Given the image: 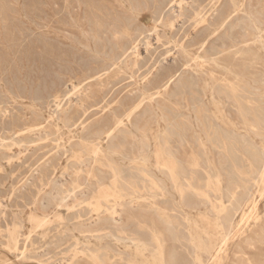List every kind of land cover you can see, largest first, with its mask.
Returning a JSON list of instances; mask_svg holds the SVG:
<instances>
[{
    "label": "bare ground",
    "instance_id": "1",
    "mask_svg": "<svg viewBox=\"0 0 264 264\" xmlns=\"http://www.w3.org/2000/svg\"><path fill=\"white\" fill-rule=\"evenodd\" d=\"M36 1H38V0H36ZM150 1H154V0H150ZM189 1H191V0H189ZM68 2H69V0H63L64 7L68 6ZM129 2H130V0H129ZM18 3H19V0H0V8L5 7V8H7V10L9 12L12 13L17 9ZM83 3H84V1H83ZM256 3H258V2H256ZM114 4L118 6V4H116V3H114ZM136 4H138V3L136 2ZM245 4H246V0H229L228 4L223 8V7H221L220 0H204L203 2H200V3L197 0L191 1V2H188V0H174V1L170 2V5H169L170 6L169 7L170 17L168 15L167 16L166 15L161 16L158 13L160 16H157V17L154 16V17H156L154 19V27L150 26V28H152V30H153V32H151V34L154 33V38H155L156 42L160 43L162 40H164L162 38H165V35H166L165 31H164L165 28H168V29H170V31L171 30L173 31V29L177 23V22H175L176 21L175 19L182 18V16L186 12L184 10L186 7L191 10V14H190L191 16L188 19L190 22V26L189 25L188 26L190 28L192 27V32L194 34L199 35L201 33L200 35H202V37L197 42H193V40L189 41V40H187V37H184L182 39L176 40L173 43V46L171 45L172 47L170 45H168L171 48L168 50H164L166 52L165 54L167 55V57L165 56L166 58L164 59V61H166L167 58L168 59L170 58L169 60H172L173 62H175V69H166V72L162 76L159 77V75H161V73H163V72H161L158 75V72H159L158 70H160L163 66H162V64H160L161 62L160 63L158 62L157 66H155V64H154L152 66H149L142 73L137 74L140 77V81H139L138 86L135 89L131 90V92H130V93L134 92V98L132 99V101L130 102L129 105L122 106V104H120V102H115L112 105L106 103L104 106L102 105V106L98 107L99 110H101L103 113L109 112L110 119L107 121L105 120V122H100L98 120V118L97 119L94 118V120L91 119L92 117H95L97 115V113H93L92 116H88V114H87L86 108H87V104H89V102L92 101L91 105H94V106L97 105L96 101H95V95H93L92 91H91L93 89L91 88L90 83L95 81L96 82L95 84L99 85L101 83V81L104 80L103 78H105V76H108L109 74L111 76H113L112 74H115V75L119 74L122 71V67L125 68V71H126V69L128 71H131V72L134 69L139 71L140 66L143 65L141 62L146 57L145 56L144 58H142L141 49H140V47H141L140 46V39L135 40V41L133 40L131 42L129 41L130 44L127 43L128 47H126L124 49L122 47L121 51H119V54L117 53L118 55H114L113 57L109 56V58L112 57L111 62L106 69L103 68V70L104 69L105 70L101 73H99V71H97L96 74H94L93 76L86 77L81 82H77V84H75L71 78H67L68 80L61 78V79H63L62 81L60 80L57 83L53 82V87L49 90L48 89L46 90L47 93L45 92V94H46L45 98H43V99H37V98L30 99L31 101H30V106L28 109L29 115H30L29 118H27L26 115L24 117L17 116L14 118V116H13L14 110H13L11 105L16 104V100L17 99L20 100L21 96L18 94H14L16 92L12 93L6 87L3 88V86L0 82V132L8 135V140L12 144V145H10L8 143L10 146H13V144L14 145L23 144L27 140H32L31 138L33 136L37 137L38 140H41L42 137H43V139L47 138L51 135V131H53V133H52L53 136L56 134V137H57V133L60 131V128H61L60 125L62 127H64V129L66 128L69 133H72L74 131L75 132L79 131L80 135H82V136L91 135V138H93V139L89 138V140H88L87 138L85 139L84 137L81 136V137H79L78 141H76V142L73 140L74 137H72V140L67 139L66 141L59 144V146H58L59 149L55 155L51 156L49 159H47L42 164H39L37 166V168L34 167L35 172H36V179H33V180L39 186H44V189H45V186H47L49 188V191L47 192V194L45 193L46 194L45 200L47 201L46 203L47 204L51 203L52 205L55 204L56 207H59V209H60V207H61V209H63V208L66 209L68 211L69 217L71 218L68 221L67 220L64 221L63 217L60 216L59 214H57V216H55L56 220L58 221L57 223H59V222L61 223L60 224L61 229L59 228L60 231L54 232V233H56V235H55L56 240L52 244L55 245V248L56 247L59 248L63 244H65L67 238L70 237L71 239L70 238L69 239L74 240V245L76 247V245H78L77 242L79 239L76 240V238L74 236V232H77L82 237V240L85 241V244H86L84 248H81L83 250L81 252H78V253H80L79 255L81 257L77 258V257H75L76 255L74 254V257L65 260V262H66L65 264H80L79 261H76V260H83L84 264H139L137 257H143L145 253H148L149 256H148V258L142 259V261H141L142 264H222V262L226 258V250L224 248L235 237H239V239H240V241H239L240 243L238 244V246L243 244L244 248H247V249H253L255 247V245H257L259 247L264 246V221H263V216L260 215L259 207H258V203L262 199H264V156L261 157L258 155L259 153L256 154L254 147L251 144L252 138L264 137V134H263L264 133V107L261 106V104H264V92H262V93L257 92L258 90H257V88H255L253 86V84H258V81L254 77H252V75H250V73H249L250 70H252L254 68V66L256 65V62L258 60L257 58L259 56V50L257 52H255L256 45H259L260 50L264 51V23L262 24L263 28L256 27L255 25H253V27L251 28V30H252L251 32H247L246 34L242 33V34H244V36H243L242 40L238 43L231 42L230 45H226L224 41H221V43H219V44L215 43L216 41H219V39L221 37L219 35L221 33L225 36V38H227V40H229L228 36L224 33L226 32V30L228 28H230L232 21L236 20L239 11H241V8L244 7ZM262 4L264 5V3H262ZM156 5H158V4H156ZM246 5H248V4H246ZM161 6L162 5H160V7ZM165 6H167V5H165ZM84 7H85V5H84ZM107 7H110V6L108 5ZM258 7H259V5H258ZM37 8H39V7H37ZM128 8H130V7H128ZM156 8H158V7H156ZM259 10H261V9H259ZM44 11H45V9H44ZM78 11H79V9H78ZM92 12H93V10H92ZM94 12H95V10H94ZM123 12H125V11H123ZM128 12H130V11H128ZM33 13H35V12H33ZM150 13H152V12H150ZM95 14H96V12H95ZM97 14H100V13H97ZM165 14H167V13H165ZM38 15H39V13H38ZM119 15H121V13ZM68 16H69V14H68ZM83 16H84V14H83ZM91 16L92 15L90 14V17ZM122 16H124V15H122ZM130 16H131V14H130ZM136 17H138V16H136ZM100 18H102V17H100ZM260 18H261V16H260ZM59 19H60V17H59ZM113 19H116V18H113ZM183 19H184V17L180 20H183ZM11 20H12V18H11ZM127 20H129V19H127ZM132 20H134V19H132ZM71 21H72V19H71ZM106 21H107V19H106ZM120 22H121V20H120ZM129 22H131V21H129ZM55 23H57V21ZM82 23H83V21H82ZM256 23L257 22L255 21V24ZM108 24H109V22H108ZM127 24L129 25V23H127ZM12 25H14V24H12ZM133 25H135V24H133ZM57 26H59V25H57ZM114 26H116V25H114ZM97 27H98V25H97ZM61 28H63V27H61ZM186 28H188V27H186ZM20 29L21 28L19 27V30ZM109 29H111V28L109 27ZM132 29H134V27H132ZM15 30L17 31V29H15ZM141 30H143V29H141ZM184 30H186V29H184ZM186 32H187V30H186ZM188 32H189V30H188ZM135 33H137V32H135ZM175 33L172 32L173 36L175 35ZM25 34H27V33H25ZM90 34H92V33H90ZM121 35H122V33H121ZM176 35H177V33H176ZM94 37H96V36H94ZM128 37H130V36H128ZM147 37H149V36H147ZM35 38H36V36H35ZM133 38L136 39L137 35H136V38H135V35ZM152 38H153V35H152ZM171 38H172V36H171ZM32 39H34V38H32ZM36 39H38V38H36ZM36 39H34V41ZM96 39H98V38H96ZM105 39H107V38H105ZM119 39H121V38H119ZM28 40L30 42V39H28ZM42 41H43V39H42ZM112 41H115V39ZM126 41H127V39H126ZM98 42L99 41H97L96 43H98ZM105 42H106V40H105ZM210 42H212V45H210V47H208ZM53 43H55V42H53ZM149 43L150 42L147 41V42H145V45L142 46V47H144L142 51L144 52L145 55H147L148 52L151 51V50H149V47L151 46ZM24 45H25V42H24ZM27 46H28V44H27ZM62 46H63V44H62ZM157 46H159V45H157ZM1 47H4V46H1ZM94 47L95 46H93V48ZM109 47H111V46H109ZM152 47H153V45H152ZM154 47H155V44H154ZM43 48H44V46H43ZM64 48H65V46H64ZM67 48H68V46H67ZM156 48H158V47H156ZM159 48H161V47H159ZM69 49H68L69 52H71V48H69ZM117 49H119V48H117ZM109 50H111V49H109ZM30 51H31V49H30ZM37 51L38 50H36L35 56L38 53ZM58 51L60 53V50H58ZM90 51H91V49H90ZM4 53H5V51H4ZM4 53H2V54H4ZM159 53H160V51H159ZM150 54H151V52H150ZM226 54L229 55L228 57L230 60L228 63L221 65L220 59L223 55H226ZM26 55L27 54H25V56ZM30 56L31 55H29V57ZM16 57H17V55H16ZM90 57H92V55H90ZM65 58H66V56H65ZM160 58H161V56H160ZM54 59H57V58H54ZM15 60H16V58H15ZM61 60L62 59H60V61ZM155 60H156V57H155ZM77 61H78V59H77ZM83 61H85V60H83ZM159 61H161V60H159ZM79 62H78V64H79ZM154 62H156V61H154ZM21 63H22V61H21ZM56 63H57V61H56ZM152 63H153V61H152ZM5 64H7L6 66H8L9 63H5ZM27 64L28 63H26V65ZM49 64L51 65V63H49ZM2 65H4V64H2ZM21 66H23V65H21ZM64 66H65V64H64ZM144 66H145V64H144ZM47 67L49 68V66H47ZM59 67H56V69ZM100 67L102 68L103 66H100ZM170 68H172V67H170ZM3 69H5V67ZM11 72L13 73V71H11ZM50 72H52V70H50ZM197 72H199V75L197 74ZM135 73H136V71H135ZM31 74H32V72H31ZM43 74H45V72ZM46 74H48V73L46 72ZM67 74H68V72H67ZM0 75H1V73H0ZM7 75L9 77V74H7ZM18 75H20V73ZM23 76H25V75H23ZM70 76H72V74ZM67 77H69V76H67ZM129 77H131V76H129ZM49 78H47V79H49ZM58 79H60V77ZM125 79H127V78H125ZM41 80H42V78H41ZM118 80H120V79H118ZM45 81L46 80H44V82ZM120 81H118V82H120ZM16 82L18 83L19 81H16ZM44 82L42 81V83H44ZM115 82H117V81L115 80ZM19 83H21V82H19ZM19 83L17 85H19ZM105 83H106V81H105ZM108 83H106V84H108ZM209 83H211V88H212L211 91L212 92H210V93L213 94V97L214 96H216L217 98H219L220 96L224 97L226 99V101L228 100L229 103L231 104V109L233 108L235 110V113L237 116V122L235 124H231V123L229 124V122L226 123L229 120H227L225 122L215 114L214 115L211 114L212 116H208L209 114L207 115V113H206L207 112L206 110H208V109L206 108V110H205L204 109L205 106H204V108H202V106L204 104L202 105V101H201L200 97L198 96V94L199 93L202 94V93L206 92L205 87L208 86ZM261 83L264 84V81H261ZM47 84H48V82H47ZM101 84H103V83H101ZM113 84H114V82H113ZM135 84H137V83H135ZM200 85L202 86L200 92L199 93L195 92L196 89H199ZM43 87H45V86H43ZM123 87H125V86H123ZM172 87H173V91H171ZM23 88H25L24 85H23ZM120 89H122V88H120ZM44 90H45V88H44ZM109 91H111V90H109ZM22 92H24V90ZM116 92H118V89ZM25 93H26V91H25ZM39 95H38V97H39ZM186 95H188L190 97L191 101H194V99L197 98L196 101H197V104H199L197 107L193 106L194 108L192 107L193 109L190 113L186 112L184 114L181 112H176L175 111L176 109L174 110L173 108H171L172 106L170 108L168 107L169 105H171V103L169 102L170 101L169 99H171V98H173V99L174 98H184ZM23 96H24V94H23ZM33 96H35V95H33ZM127 97H128V95H127ZM129 97H131V96H129ZM212 98H210V99H212ZM129 100H131V99L129 98ZM38 101L40 104H42V106H44V108L48 112V115L46 114L47 118H43L40 110L37 109V102ZM183 102H185V101H183ZM189 102H190V100H189ZM219 102H220V100H219ZM90 112H91V110H90ZM157 112H160L162 115L161 121L164 124V129L162 128L163 130L159 131L155 136V146H154V152H153V156L155 158V160H154L155 162H154L153 166L155 168V171L153 172L149 168L150 164H148L149 160L147 157V154H148L149 148H150L147 133L149 131H151V128L148 127L147 123H145L146 122L145 120H146L147 116L150 117V120H154V118L157 116ZM220 115H221V113H220ZM98 117H99V115H98ZM228 117H229V115H228ZM6 119L10 120L9 124L5 123ZM32 120H39V122H37L36 124L34 123L35 125H27L29 123V121H32ZM237 126H238V129L235 128ZM239 129H242L243 133H241V130L239 131ZM74 135H75V133H74ZM261 141H262V139H261ZM4 142H6V141H4ZM4 142L2 139H0V157L3 156L2 158L5 157L6 159H9L4 155L5 152L8 151V150H5L8 146V144H6ZM33 142H35V141L32 140V143ZM44 142L47 143L46 141H44ZM172 142L177 143L179 146H181L183 143L193 142L194 144L197 145L196 146L197 149L194 151L195 152L194 155H192V156L190 155L191 158L189 161L182 162L176 157V148L171 146ZM26 144H27V142H26ZM50 144H52V143H50ZM41 145H43V144H41ZM23 147H25V146H23ZM35 147H36V145H35ZM8 149H9V147H8ZM20 149H21V147H20ZM241 149L244 150V157L247 161L246 163L249 162L248 163L249 164L248 169L246 172L242 171L243 170V163H242L243 161H242V158L240 156V150ZM16 151H18V150H16ZM22 151H23V149H22ZM29 152H31V151H29ZM45 152H47V151H45ZM211 152L215 153L216 156L220 157L219 160L217 161L218 166L221 167V170L225 169L226 173L228 175V183H227V186L225 187L223 192H221V190H220L221 189L220 188V186H221L220 172L221 171H214L213 175L210 174L213 170V164L209 160L208 154H210ZM262 152H263V150H262ZM20 154H21V151H20ZM22 154H24V153H22ZM31 154H32V152H31ZM35 159H38V158H35ZM54 159H57L56 163L54 162ZM19 160H17V161H19ZM62 160L66 161V165L61 168L62 163H60V162H62ZM2 163H3V161H2ZM19 163H17V166L19 165ZM8 165H9V163H8ZM14 166H16V165H14ZM59 168L61 171L60 172V178L58 177L59 180H53V179H51L52 177L51 178L47 177V171H50L49 175H52L56 171H58ZM26 169H24V170L26 171ZM8 170L10 171V169H8ZM30 172H32V171H30ZM200 174L205 176V183L204 184H205L206 189H204V190L199 187V184L201 183ZM5 177H7V175H5ZM24 180H23V182H24ZM20 181H21V179H20ZM34 181L32 182L33 186H34ZM14 182H15V180H14ZM23 182H21V183H23ZM25 185H27V184H25ZM16 189H17V187H16ZM41 189L39 188V190H41ZM8 190H10V189H8ZM21 190H22V188H21ZM31 190H33V189H31ZM4 191H5V189H4ZM23 193L27 194L25 192H23ZM13 194H14V192H13ZM37 194H38V192H37ZM5 195H6V193H5ZM18 195H20V194H18ZM25 199H27V198L25 197ZM30 199H32V197H30ZM2 202H3V200H2ZM4 202H5V199H4ZM40 203H41V201H40ZM27 204H28V202H27ZM82 204L85 205L84 209L83 208L81 209V207H80V206H82ZM41 206L44 209V205L42 203H41ZM198 206H208L209 207L208 212L206 214H199L198 218L201 222L206 224L207 228H210L215 233V236H216L215 239H212L211 236H209L206 232H204V235H205L204 238L194 237L191 234L190 230H188V229H187L188 230L187 236L186 235L183 236V235L179 234V231L177 230L178 229L177 227L179 226L177 223L178 222L177 218L181 217L182 220L185 222L186 226H188V227L189 226L190 227L191 226L196 227V224L194 222L192 223L185 214L183 216H182V214L184 213V209L193 210ZM46 207L47 206H45V209H48V207L47 208ZM28 209H30V208H28ZM263 209H264V207H263ZM33 210H35V208H33ZM22 212H24V211H22ZM142 213L143 214H149L151 216L148 220V225H146L145 221L144 222L141 221L142 219L140 220ZM209 214H211L212 217H210ZM46 215H47V213H46ZM156 215H158L157 218L163 226L162 232L158 231L156 229L155 220H154ZM12 218L14 219L15 217H12ZM28 219H29L28 221L31 222V224L33 223L38 227H42L46 223V219L45 220L43 218L39 219L38 217H36L35 215H33L31 213L29 214ZM70 220L75 221V223L71 222V223H69L70 224L69 225L68 222H70ZM21 223H23V222H21ZM250 223H252L255 226L256 230L253 233L251 232L252 235L246 236L244 229L246 227H249ZM54 224H55V221H54ZM1 225H2V223H1ZM47 225H48V222H47ZM8 228H7V230H8ZM144 228L147 231L146 235L142 234V231ZM35 229H36V227H34V230ZM42 229H43V227H42ZM47 229H49L48 226H47ZM50 229H51V227H50ZM195 229L197 230V228H195ZM50 231H52V230H50ZM36 232H37V230H36ZM18 233H19V227H17V226H13L10 230H8V233H7L8 238H9V242L12 243L14 245V247H16V245L18 243V241H17ZM45 236L46 235H44V237ZM27 237H29V236H27ZM39 238H38V240H39ZM105 238L110 239V241H112V240L115 241L116 244L117 243L120 245L123 244L126 251H122V252L119 250L115 251V250H112L110 247H107V246L101 247L98 249L97 248L91 249L89 247L90 245L91 246L93 245L92 241H96V242L99 241L100 242V241L104 240ZM168 240L172 242L171 244H173V245L175 244V246H173L171 248H167L166 244H167ZM105 241H107V240H105ZM5 242L8 243L7 241H5ZM25 242H27V241H25ZM79 243H80V241H79ZM99 244H98V246H99ZM111 244H113V243H111ZM25 245H26V243H25ZM79 246H81V245H79ZM131 246H133V248H134L133 249L134 255H131V253H129V251H128ZM82 247H83V245H82ZM178 247L181 249H184L188 253L187 255H189L188 256L189 259H186L180 255V253L177 251ZM0 248H3V247H0ZM20 248H21V246H20ZM112 248H113V246H112ZM5 249H6V246H5ZM188 249H191L192 253L188 252ZM241 249L239 250L240 256H241V259L243 261H245L246 264H264V256H261L258 254L259 256H257V258H255V257L250 258L243 251V248H241ZM16 250H17V247H16ZM24 250H26V249H24ZM67 251H69V250H67ZM179 251L181 252V250H179ZM16 253H15V255H16ZM27 253H26V255H27ZM37 253H40V252H37ZM43 254H39V255H43ZM22 255L25 256L24 254H22ZM31 255L32 254L30 253L29 256L31 257ZM29 256H27V257H29ZM57 259H56V261H57ZM50 261H51V259H50ZM26 262H28V261H26ZM44 262H45V260H44ZM8 264H11V262ZM38 264H40V263H38Z\"/></svg>",
    "mask_w": 264,
    "mask_h": 264
},
{
    "label": "rangeland",
    "instance_id": "2",
    "mask_svg": "<svg viewBox=\"0 0 264 264\" xmlns=\"http://www.w3.org/2000/svg\"><path fill=\"white\" fill-rule=\"evenodd\" d=\"M28 1V2H27ZM30 1V2H29ZM84 1V3H83ZM91 1V2H90ZM69 0L68 2V6L64 7V3L63 0H19L17 9L14 12H9L7 10V8L5 7H1L0 8V82L3 86V88H7L8 90H10L12 93L14 94H18L21 96L20 100L17 99L16 100V104H10L13 108V116L14 118L17 116L20 117H24L25 115L27 116V118L30 117L29 115V106H30V99L32 98H37V99H43L46 97L45 92L47 93V89H51L53 87V82H59L60 80L62 81L63 79H67V78H71L75 84H77V82H81L82 80H84L86 77H90L93 76L94 74H96L97 71H99V73L103 72L110 64L111 59L114 55H118L119 51H121L122 47L123 49L128 47V44H130L131 41H135V40H139L140 39V49H141V55L142 58H144V60L141 62L142 66H140V70L137 71L136 69H134L132 72L128 71L125 68L122 67V73L120 72L119 74H112L113 76H111L110 74L108 76H105V78H103L104 80L101 81V83L103 84H95L96 82H91V88L93 90L92 94L95 95V101H96V106L91 105V102H89V104H87V114L88 116H92L93 113H97V115L95 117H92L91 119L94 120L98 118V120L100 122H105V120H109L110 119V115L109 112H105L103 113L101 110H99V106H104L106 103L112 105L115 102H120V104H122V106H127L130 104V102L132 101V99L134 98V92L130 93L131 90L135 89L140 81V77L137 74L142 73L143 71H145V69H147L149 66H152L155 64V66L158 65V62L160 64H162V70H158V75L161 73L160 76H162L165 72L166 69H175V62H173L172 60H169L168 58L166 59V61H164V59L167 57V55L165 54L166 52L164 50H168L173 46V43L178 40V39H182L184 37H187V40H193V42H197L202 35H196L192 32V27L190 28V22H189V17L191 16V10L189 8H185L184 10L187 12L184 13V15L182 16V18L184 17L183 20H180L182 18H177L175 19L177 22L176 26L174 27L173 31L168 28H165V38H162L164 40H162L160 43L156 42L155 38H154V33L151 34V32H153L151 27H154V19L157 16H169V5L170 2L174 1V0H154V1H150V0ZM97 1V2H96ZM128 1V2H127ZM135 1V2H134ZM142 1V2H141ZM159 3H158V2ZM166 1V2H165ZM191 1H195V0H191ZM188 0V2H191ZM199 3L203 2L204 0H197ZM78 2V3H77ZM100 2V3H99ZM121 2V3H120ZM136 2L138 4H136ZM152 2V3H151ZM164 2V3H163ZM229 0H220L221 3V7H225L228 4ZM258 2V3H256ZM260 2V3H259ZM30 3V4H29ZM33 3V4H32ZM106 3V4H105ZM114 3L118 4L115 5ZM144 3V4H143ZM146 3V4H145ZM264 3V0H246V4L248 5H244V7L241 8V11H239L236 20H233L231 23L230 28H228L226 30V32L224 34H226L229 38V40H227V38H225V36L221 33L219 36L220 39L219 41H216V44L221 43V41H224L226 45H230L231 42L234 43H238L242 40L244 34H246L247 32H251V28L253 27V25H255L256 27H260L263 28L262 24L264 23V5L262 4ZM87 4V5H86ZM121 4V5H120ZM152 6H151V5ZM154 4V5H153ZM158 4V5H156ZM162 5L160 7V5ZM167 6H165V5ZM262 4V5H261ZM70 5V6H69ZM85 5V7H84ZM105 5V6H104ZM110 7H107V6ZM127 5V6H126ZM137 5V6H136ZM139 5V6H138ZM145 5V6H144ZM147 5V6H146ZM259 5V7H258ZM39 8H37V7ZM43 6V7H42ZM103 6V7H102ZM122 6V7H121ZM143 6V7H142ZM151 6V7H150ZM158 8H156V7ZM164 6V7H163ZM7 7V6H6ZM36 7V8H35ZM89 7V8H88ZM112 7V8H111ZM124 7V8H123ZM130 7V8H128ZM140 7V8H139ZM145 7V8H144ZM25 8V9H24ZM65 8V9H64ZM79 11H78V9ZM91 8V9H90ZM93 8V9H92ZM103 8V9H102ZM151 8V9H150ZM167 8V9H166ZM33 9V10H32ZM45 9V11H44ZM59 9V10H58ZM62 9V10H61ZM68 9V10H67ZM89 9V10H88ZM117 9V10H116ZM129 9V10H128ZM138 9V10H137ZM160 9V10H159ZM255 9V10H254ZM261 9V10H259ZM93 10V12H92ZM96 14H95V12ZM103 10V11H102ZM113 10V11H112ZM116 10V11H115ZM120 12H119V11ZM125 12H123V11ZM137 10V11H136ZM157 10V11H156ZM163 10V11H162ZM7 11V12H6ZM25 11V12H24ZM68 11V12H67ZM106 11V12H105ZM118 11V12H117ZM130 11V12H128ZM154 11V12H153ZM156 11V12H155ZM3 12V13H2ZM35 12V13H33ZM67 12V13H66ZM84 12V13H83ZM103 12V13H102ZM113 12V13H112ZM152 12V13H150ZM255 12V13H254ZM7 13V14H6ZM11 13V14H10ZM39 13V15H38ZM58 13V14H57ZM100 13V14H97ZM107 13V14H106ZM121 13V15H119ZM124 13V14H123ZM157 13V14H156ZM160 15H159V14ZM167 13V14H165ZM36 14V15H35ZM46 14V15H45ZM61 14V15H60ZM69 14V16H68ZM74 14V15H73ZM84 14V16H83ZM90 14L93 16L90 17ZM131 14V16H130ZM152 14V15H151ZM13 15V16H12ZM45 15V16H44ZM67 15V16H66ZM97 15V16H96ZM106 15V16H105ZM124 15V16H122ZM127 15V16H126ZM243 15V16H242ZM3 16V17H2ZM12 16V17H11ZM30 16V17H29ZM40 16V17H39ZM138 16V17H136ZM156 16V17H154ZM188 16V17H187ZM251 16V17H250ZM261 16V18H260ZM60 17V19H59ZM67 17V18H66ZM69 17V18H68ZM102 17V18H100ZM119 17V18H118ZM133 17V18H132ZM187 17V18H186ZM258 17V18H257ZM263 17V18H262ZM12 18V20H11ZM51 18V19H50ZM93 18V19H92ZM104 18V19H103ZM116 18V19H113ZM137 18V19H136ZM249 18V19H248ZM18 19V20H17ZM72 19V21H71ZM107 19V21H106ZM129 19V20H127ZM134 19V20H132ZM179 19V20H178ZM11 20V21H10ZM36 20V21H35ZM53 20V21H52ZM67 20V21H66ZM116 20V21H115ZM121 20V22H120ZM125 20V21H124ZM251 20V21H250ZM3 21V22H2ZM16 21V22H15ZM19 21V22H18ZM35 21V22H34ZM39 21V22H38ZM57 21V23H55ZM66 23H65V22ZM83 21V23H82ZM131 21V22H129ZM182 21V22H181ZM186 21V22H185ZM240 21V22H239ZM255 21L257 22L255 24ZM262 21V22H261ZM3 24H2V23ZM7 22V23H6ZM10 22V23H9ZM21 22V23H20ZM26 22V23H25ZM38 22V23H37ZM109 22V24H108ZM121 24H120V23ZM133 22V23H132ZM186 24H185V23ZM254 22V23H253ZM14 25H12V24ZM23 23V24H22ZM107 23V24H106ZM129 23V25L127 24ZM243 23V24H242ZM253 23V24H252ZM259 23V24H258ZM105 24V25H104ZM132 24V25H131ZM135 24V25H133ZM141 24V25H140ZM152 24V25H151ZM182 24V25H181ZM241 24V25H240ZM7 25V26H6ZM20 25V26H19ZM22 25V26H21ZM59 25V26H57ZM100 28H98L97 27ZM104 25V26H103ZM116 25V26H114ZM187 25V26H186ZM189 25V26H188ZM12 26V27H11ZM21 28L19 30V27ZM29 26V27H28ZM75 26V27H74ZM131 26V27H130ZM148 26V27H147ZM180 26V27H179ZM185 26V27H184ZM17 27V28H16ZM63 27V28H61ZM109 27L111 29H109ZM119 27V28H118ZM132 27H134V29H132ZM140 27V28H139ZM188 27V28H186ZM246 27V28H245ZM4 28V29H3ZM24 28V29H23ZM29 28V29H28ZM71 28V29H70ZM102 28V29H101ZM105 28V29H104ZM115 28V29H114ZM126 28V29H125ZM131 28V29H130ZM237 28V29H236ZM242 28V29H241ZM17 29V31L15 30ZM80 29V30H79ZM121 29V30H120ZM139 29V30H138ZM143 29V30H141ZM152 31H151V30ZM160 29V28H159ZM178 29V30H177ZM180 29V30H179ZM186 29V30H184ZM5 30V31H4ZM13 30V31H12ZM94 30V31H93ZM112 30V31H111ZM118 30V31H117ZM169 30V31H168ZM176 30V31H175ZM189 30V32H188ZM244 30V31H243ZM122 31V32H121ZM140 31V32H139ZM146 31V32H145ZM191 31V32H190ZM4 32V33H3ZM7 32V33H6ZM16 32V33H15ZM27 34H25V33ZM85 32V33H84ZM109 32V33H108ZM115 32V33H114ZM137 32V33H135ZM144 32V33H143ZM173 33H175V35L173 36ZM182 32V33H181ZM241 32V33H240ZM18 33V34H17ZM31 33V34H30ZM83 33V34H82ZM92 33V34H90ZM108 35H107V34ZM122 33V35H121ZM244 33V34H242ZM127 34V35H126ZM136 38L134 39V35ZM139 34V35H138ZM145 34V35H144ZM170 34V35H169ZM181 34V35H180ZM183 34V35H182ZM16 35V36H15ZM19 35V36H18ZM21 35V36H20ZM30 35V36H29ZM122 37H121V36ZM153 35V38H152ZM179 35V36H178ZM192 35V36H191ZM7 36V37H6ZM11 36V37H10ZM26 36V37H25ZM34 36V37H33ZM38 38L36 39L35 38ZM42 36V37H41ZM49 36V37H48ZM57 36V37H56ZM63 36V37H62ZM96 36V37H94ZM112 36V37H111ZM120 36V37H119ZM130 36V37H128ZM139 36V37H138ZM149 36V37H147ZM170 36V37H169ZM172 36V38H171ZM197 36V37H196ZM200 36V37H199ZM22 37V38H21ZM47 37V38H46ZM82 37V38H81ZM92 37V38H91ZM116 37V38H115ZM121 39H119V38ZM178 37V38H177ZM36 39L34 41V39ZM84 38V39H83ZM98 38V39H96ZM107 38V39H105ZM115 41H112L114 40ZM146 38V39H145ZM169 38V39H168ZM190 38V39H189ZM5 39V40H4ZM7 39V40H6ZM30 39V42L29 40ZM32 39V40H31ZM41 39V40H40ZM43 39V41H42ZM49 39V40H48ZM57 39V40H56ZM124 39V40H123ZM127 39V41H126ZM129 39V40H128ZM154 39V40H153ZM11 40V41H10ZM23 40V41H22ZM26 40V41H25ZM106 40V42H105ZM122 40V41H121ZM171 40V41H170ZM9 43H8V42ZM51 41V42H50ZM93 41V42H92ZM97 41H99L98 43H96ZM101 41V42H100ZM130 41V42H129ZM150 42L149 44L151 45L149 47V51L147 55L144 54V52L142 51L144 47H142L143 45H145V42ZM170 41V42H169ZM18 42V43H17ZM20 42V43H19ZM25 42V45H24ZM34 44H33V43ZM41 42V43H40ZM55 42V43H53ZM59 42V43H58ZM61 42V43H60ZM92 42V43H91ZM126 42V43H125ZM152 42V43H151ZM169 42V43H168ZM14 43V44H13ZM39 43V44H38ZM51 43V44H50ZM70 43V44H69ZM80 43V44H79ZM128 43V44H127ZM28 44V46H27ZM60 46H59V45ZM63 44V46H62ZM69 44V45H68ZM103 44V45H102ZM117 44V45H116ZM155 44V47H154ZM10 45V46H9ZM23 45V46H22ZM41 45V46H40ZM84 45V46H83ZM117 47H116V46ZM153 45V47H152ZM159 45V46H157ZM168 45H172L171 47ZM210 45H212V42L209 43L208 47H210ZM4 46V47H1ZM30 46V47H29ZM44 46V48H43ZM65 46V48H64ZM68 46V48H67ZM81 46V47H80ZM93 46H95L93 48ZM102 46V47H101ZM111 46V47H109ZM9 47V48H8ZM23 47V48H22ZM26 47V48H25ZM54 47V48H53ZM63 47V48H62ZM74 47V48H73ZM84 49H83V48ZM88 49H87V48ZM111 49V50H109ZM158 47V48H156ZM161 47V48H159ZM165 47V48H164ZM169 47V48H168ZM4 48V49H3ZM34 48V49H33ZM44 50H43V49ZM48 48V49H47ZM51 48V49H50ZM69 48H71V52H69ZM103 48V49H102ZM114 48V49H113ZM116 48V49H115ZM119 48V49H117ZM7 49V50H6ZM28 49V50H27ZM31 49V51H30ZM69 49V50H68ZM76 49V50H75ZM87 49V50H86ZM91 49V51H90ZM108 49V50H107ZM24 50V51H23ZM26 50V51H25ZM34 50V51H33ZM36 50H38L37 55L36 54ZM49 50V51H48ZM60 50V53L59 51ZM66 50V51H65ZM73 50V51H72ZM75 50V51H74ZM103 52H102V51ZM153 50V51H152ZM259 50V56H258V60L256 62V65L254 66V68L252 70H250V75H252V77H254L257 81L258 84H253V86L255 88H257V92L258 93H262L264 92V84L261 83V81H264V51L260 50V46L256 45L255 48V52H257ZM5 51V53H4ZM8 51V52H7ZM95 51V52H94ZM111 51V52H110ZM160 51V53H159ZM263 51V52H262ZM35 52V53H34ZM41 54H40V53ZM47 52V53H46ZM79 52V53H78ZM81 52V53H80ZM84 52V53H83ZM87 52V53H86ZM89 52V53H88ZM116 52V53H115ZM151 52V54H150ZM4 53V54H2ZM9 55H8V54ZM12 53V54H11ZM17 53V54H16ZM22 53V54H21ZM93 53V54H92ZM109 53V54H108ZM118 53V54H117ZM154 53V54H153ZM2 54V55H1ZM15 54V55H14ZM25 54H27L25 56ZM34 54V55H33ZM39 54V55H38ZM49 54V55H48ZM62 54V55H61ZM67 54V55H66ZM80 54V55H79ZM106 56H105V55ZM150 54V55H149ZM157 54V55H156ZM17 55V57H16ZM22 55V56H21ZM24 55V56H23ZM29 55H31L29 57ZM47 57H45V56ZM51 55V56H50ZM82 55V56H81ZM84 55V56H83ZM90 55H92V57H90ZM102 55V56H101ZM9 56V57H8ZM38 56V57H37ZM63 58H62V57ZM66 56V58H65ZM81 56V57H80ZM109 56H112L109 58ZM149 56V57H148ZM156 60H155V57ZM161 56V58H160ZM166 56V57H165ZM229 55H223L220 59V64L224 65L226 63L229 62ZM13 57V58H12ZM72 57V58H71ZM88 57V58H87ZM107 57V58H106ZM16 58V60H15ZM57 58V59H54ZM65 58V59H64ZM80 58V59H79ZM150 58V59H149ZM20 59V60H19ZM38 59V60H37ZM42 59V60H41ZM49 59V60H48ZM60 59H62L60 61ZM78 59V61H77ZM95 59V60H94ZM149 59V60H148ZM4 60V61H3ZM25 60V61H24ZM54 60V61H53ZM85 60V61H83ZM94 60V61H93ZM107 60V61H106ZM161 60V61H159ZM7 61V62H6ZM12 63H11V62ZM14 61V62H13ZM22 61V63H21ZM53 61V62H52ZM57 61V63H56ZM81 63H80V62ZM83 61V62H82ZM97 61V62H96ZM101 61V62H100ZM103 61V62H102ZM145 61V62H144ZM153 61V63H152ZM156 61V62H154ZM3 62V63H2ZM43 62V63H42ZM51 63V65L49 63ZM55 62V63H54ZM79 62V64H78ZM100 62V63H99ZM5 63H9L8 66H6L7 64ZM26 63H28L26 65ZM34 63V64H33ZM62 65H61V64ZM68 63V64H67ZM96 63V64H95ZM104 63V64H103ZM107 63V64H106ZM148 63V64H147ZM152 63V64H151ZM239 63V62H238ZM4 64V65H2ZM17 64V65H16ZM46 64V65H45ZM65 64V66H64ZM73 66H72V65ZM82 64V65H81ZM86 64V65H85ZM145 64V66H144ZM150 64V65H149ZM15 65V66H14ZM23 65V66H21ZM36 65V66H35ZM44 67H43V66ZM58 65V66H57ZM69 65V66H68ZM79 65V66H78ZM263 65V66H262ZM13 66V67H12ZM49 66V68L47 67ZM60 66V67H59ZM90 66V67H89ZM100 66H103L102 68ZM105 66V67H104ZM166 68H165V67ZM169 68H168V67ZM258 68H257V67ZM5 67V69H3ZM15 67V68H14ZM32 67V68H31ZM34 67V68H33ZM52 67V68H51ZM56 67H59L56 69ZM85 67V68H84ZM97 67V68H96ZM146 67V68H145ZM172 67V68H170ZM174 67V68H173ZM12 68V69H11ZM17 68V69H16ZM46 68V69H45ZM55 68V69H54ZM65 68V69H64ZM68 68V69H67ZM88 68V69H87ZM103 68H105L103 70ZM52 70V72H50V70ZM63 69V70H62ZM76 69V70H75ZM164 70V71H163ZM13 71V73L11 72ZM23 71V72H22ZM26 71V72H25ZM49 71V72H48ZM54 71V72H53ZM74 71V72H73ZM95 71V72H94ZM136 71V73H135ZM20 75H18L19 73ZM29 72V73H28ZM32 72V74H31ZM45 72V74H43ZM46 72L48 74H46ZM68 72V74H67ZM78 72V73H77ZM82 72V73H81ZM24 73V74H23ZM26 73V74H25ZM52 73V74H51ZM57 75H56V74ZM89 73V74H88ZM135 73V74H134ZM9 74V77L8 75ZM16 74V75H15ZM28 74V75H27ZM51 74V75H50ZM72 74V76L70 75ZM124 74V75H123ZM132 74V75H131ZM197 74L199 75V72H197ZM25 75V76H23ZM30 75V76H29ZM41 75V76H40ZM44 75V76H43ZM47 75V76H46ZM56 75V76H55ZM63 75V76H62ZM76 75V76H75ZM127 75V76H126ZM3 76V77H2ZM69 76V77H67ZM120 76V77H119ZM131 76V77H129ZM136 76V77H135ZM138 76V77H137ZM6 77V78H5ZM14 77V78H13ZM26 77V78H25ZM28 77V78H27ZM50 77V78H49ZM57 77V78H56ZM60 77V79H58ZM122 77V78H121ZM127 79H125V78ZM4 78V79H3ZM11 78V79H10ZM16 78V79H15ZM42 78V80H41ZM49 78V79H47ZM63 78V79H61ZM82 78V79H81ZM108 78V79H107ZM117 78V79H116ZM131 78V79H130ZM137 78V79H136ZM15 81H14V80ZM107 79V80H106ZM113 79V80H112ZM118 79H122L121 81ZM12 80V81H11ZM44 80H46L44 82ZM48 80V81H47ZM51 82H50V81ZM68 80V79H67ZM115 80L117 82H115ZM16 81H19L21 83H19V85H17L18 83ZM26 81V82H25ZM42 81L45 83H42ZM108 83L106 84L105 83ZM108 81V82H107ZM120 81V82H118ZM5 82V83H4ZM7 82V83H6ZM48 82V84H47ZM50 82V83H49ZM111 82V83H110ZM114 82V84H113ZM16 83V84H15ZM28 83V84H27ZM52 83V84H51ZM116 83V84H115ZM119 83V84H118ZM125 83V84H124ZM137 83V84H135ZM9 84V85H8ZM25 88H23V85ZM50 84V85H49ZM113 84V85H112ZM29 85V86H28ZM109 85V86H108ZM127 85V86H126ZM256 85V86H255ZM18 86V87H17ZM22 86V87H21ZM45 86V87H43ZM99 86V87H98ZM125 86V87H123ZM133 86V87H132ZM98 87V88H97ZM119 87V88H118ZM207 87V88H206ZM205 87V91L204 93H199L202 86H199V89H196L195 92H198V96L200 97L201 101H202V108H204L205 106V110L206 108L208 110H206L207 115L208 116H212V115H217L219 118H221L223 121H227L226 123L229 122V124H235L237 122V116L235 113V110L232 108L231 109V104L229 103V101L224 98V97H219L217 98L216 96L213 97V94L210 93L212 92V88H211V83L208 84V86ZM211 89H210V88ZM10 88V89H9ZM23 88V89H22ZM39 88V89H38ZM43 88V89H42ZM45 88V90H44ZM122 88V89H120ZM124 88V89H123ZM129 88V89H128ZM131 88V89H130ZM22 89V90H21ZM31 89V90H30ZM99 91H98V90ZM101 89V90H100ZM116 89V90H115ZM118 89V92H116ZM207 89V90H206ZM210 89V90H209ZM24 90V92H22ZM103 90V91H102ZM108 90V91H107ZM111 90V91H109ZM122 90V91H121ZM26 91V93H25ZM171 91H173V87L171 88ZM170 91V92H171ZM37 92V93H36ZM112 92V93H111ZM120 92V93H119ZM30 93V94H29ZM108 93V94H107ZM116 93V94H115ZM119 93V94H118ZM208 93V94H207ZM24 94V96H23ZM40 94V95H39ZM98 94V95H97ZM133 94V95H132ZM32 95V96H31ZM35 95V96H33ZM39 95V97H38ZM42 95V96H41ZM44 95V96H43ZM104 95V96H103ZM106 95V96H105ZM113 95V96H112ZM118 95V96H117ZM121 95V96H120ZM126 95V96H125ZM128 95V97H127ZM37 96V97H36ZM131 96V97H129ZM30 97V98H29ZM101 97V98H100ZM109 97V98H108ZM213 97V98H212ZM115 98V99H114ZM129 98L131 100H129ZM212 98V99H210ZM124 99V100H123ZM176 99V100H175ZM181 99V100H180ZM225 99V100H224ZM23 100V101H22ZM103 100V101H102ZM113 100V101H112ZM171 105H169L168 107L173 108L176 112H181V113H190L192 111V109L194 107H197L199 104H197V98L194 99V101H191L190 97L188 95H186L184 98H171L169 99ZM173 100V101H172ZM190 100V102H189ZM220 100V102H219ZM40 101V100H39ZM39 101L37 102V109L40 110L42 117L43 118H47L48 112L46 111V109L44 108V106H42V104L39 103ZM100 101V102H99ZM110 101V102H109ZM178 101V102H177ZM185 101V102H183ZM213 101V102H212ZM105 102V103H104ZM181 102V103H180ZM228 102V103H227ZM224 103V104H223ZM194 104V105H193ZM41 105V106H40ZM21 106V107H20ZM194 106V107H193ZM218 108H217V107ZM261 106L264 107V104H261ZM176 107V108H175ZM178 107V108H177ZM193 107V108H192ZM216 107V108H215ZM19 108V109H18ZM96 108V109H95ZM191 110H190V109ZM180 109V110H179ZM187 109V110H186ZM91 110V112H90ZM97 110V111H96ZM184 110V111H183ZM218 112V113H217ZM224 114H223V113ZM221 113V115H220ZM16 114V115H15ZM47 114V115H46ZM212 114V115H211ZM99 115V117H98ZM229 115V117H228ZM161 113L157 112V116L154 118V120H150V117H146V122L148 127L151 128V131H149L147 133L148 135V139H149V144H150V148H149V152L147 154L148 157V164H150L149 168L154 172L155 168H154V156H153V152H154V146H155V136L159 131H162L164 129V124L161 121ZM226 118V119H225ZM6 119L5 123L9 124L10 120ZM7 121V122H6ZM37 122H39V120H32L29 121V123L27 125H35ZM162 122V123H161ZM35 123V124H34ZM60 131L57 133V137L56 134L53 136V131H51V135L47 138L43 137L41 138V140H38L37 137L33 136L31 139L35 142L32 143V140H27V144L26 142L23 144H19V145H12L9 140H8V135H6L5 133L0 132V139L6 142V144H8L7 148L5 150H8L5 152V156L9 159H5L2 158L3 156L0 157V264H8L11 262V264H65V260L74 257V254L76 255L75 257H81L78 252H81L85 247V241L82 240V237L77 233L74 232V236L76 238V240H78V245H74V240H70L69 238H67L66 243L63 244L61 247L59 248H55V245L52 244L55 240H56V233L57 231H60V227H61V223H57L58 221L56 220L55 216H57V214H59L60 216L63 217L64 221L65 220H69L71 219L69 217L68 211L66 209H59V207H56L55 204H51V203H46L47 201L45 200L46 198V194L49 191V188L47 186H39L38 184H36V182L33 179H36V172H35V168H37V166L39 164H42L43 162H45L47 159H49L51 156L55 155L58 151V146L59 144H61L62 142L66 141L67 139H71L72 137L73 140L76 142L78 141L79 137H81L82 135H80L79 131H74L72 133H69L68 130L64 129V127H62L60 125ZM95 128V127H94ZM163 128V129H162ZM238 129V126L235 127ZM240 128V127H239ZM241 130V133H243L242 129H239V131ZM75 133V135H74ZM150 133V134H149ZM71 134V135H70ZM264 134V133H263ZM59 135V136H58ZM3 138H2V137ZM77 138H76V137ZM85 139L87 138L89 140L93 139L91 138V135H84L82 136ZM66 138V139H65ZM258 138V139H257ZM262 141H261V139ZM36 139V140H35ZM46 139V140H45ZM52 139V140H51ZM60 139V140H59ZM44 141H46L47 143H45ZM49 141V142H48ZM55 141V142H54ZM154 142V143H153ZM37 143V144H36ZM52 143V144H50ZM55 143V144H54ZM33 144V145H32ZM43 144V145H41ZM252 146L254 147V150L256 152V154H258L259 156L263 157L264 155V137H255L252 138ZM30 145V146H29ZM36 145V147H35ZM40 145V146H39ZM55 145V146H54ZM153 145V146H152ZM260 147H259V146ZM25 146V147H23ZM32 146V147H31ZM44 146V147H43ZM172 147L176 148V157L182 161V162H186L189 161L191 156L194 155V151L197 149L196 148V144H194L193 142H189V143H183L181 146H179L177 143L172 142L171 143ZM9 147V149H8ZM21 147V149H20ZM27 147V148H26ZM56 147V148H55ZM263 147V148H262ZM13 150H12V149ZM23 149V151H22ZM39 149V150H38ZM18 150V151H16ZM27 152H26V151ZM44 150V151H43ZM263 150V152H262ZM21 151V154H20ZM31 151V152H29ZM47 151V152H45ZM12 152V153H11ZM19 152V153H18ZM40 152V153H39ZM42 152V153H41ZM11 153V154H10ZM24 153V154H22ZM26 153V154H25ZM14 154V155H13ZM29 154V155H28ZM31 154V155H30ZM50 154V155H49ZM16 155V156H15ZM191 155V156H190ZM24 158H23V157ZM36 156V157H35ZM48 156V157H47ZM240 156L242 158V163H243V172H246L248 169V163H246V159L244 157V150L241 149L240 150ZM26 157V158H25ZM29 157V158H28ZM46 157V158H45ZM18 158V159H17ZM38 158V159H35ZM208 158L211 161V163L213 164V170L210 174H214V171H221L220 172V177H221V186H220V190L221 192L224 191L225 187L227 186L228 183V175L226 173V170H221V167L218 166V160L220 157L216 156L215 153L211 152L210 154H208ZM3 159V160H2ZM13 159V160H12ZM20 159V160H19ZM25 159V160H24ZM32 159V160H31ZM44 159V160H43ZM15 160V161H14ZM19 160V161H17ZM31 160V161H30ZM36 160V161H35ZM43 160V161H42ZM57 159H54V162L56 163ZM3 161V163H2ZM7 163H6V162ZM213 161V162H212ZM20 162V163H19ZM23 162V163H22ZM37 162V163H36ZM5 163V164H4ZM9 163V165H8ZM17 163H19V165L17 166ZM62 167H64L66 165V161L62 160ZM22 164V165H21ZM246 164V165H245ZM7 165V166H6ZM16 165V166H14ZM26 165V166H25ZM247 166V167H246ZM2 167V168H1ZM4 167V168H3ZM9 167V168H8ZM27 169H26V168ZM13 168V169H12ZM31 168V169H30ZM246 168V169H245ZM10 169V171L8 170ZM26 169V171L24 170ZM30 169V170H29ZM13 170V171H12ZM5 171V172H4ZM32 171V172H30ZM35 172V173H34ZM60 168L58 169V171H56L54 174L49 175L50 171H47V177H52L51 179L53 180H59L60 178ZM4 173V174H3ZM33 173V174H32ZM9 174V175H8ZM18 174V175H17ZM2 175V176H1ZM5 175H7V177H5ZM20 175V176H19ZM54 175V176H53ZM12 176V177H11ZM34 176V177H33ZM22 177V178H21ZM31 177V178H30ZM59 177V178H58ZM201 177V183L199 184V187L201 189H206L205 188V176L200 174ZM11 178V179H10ZM15 178V179H14ZM203 178V179H202ZM7 179V180H6ZM21 179V181H20ZM25 179V180H24ZM3 180V181H2ZM6 180V181H5ZM15 180V182H14ZM18 180V181H17ZM24 180V182H23ZM28 180V181H27ZM32 180V181H31ZM34 181V187L32 182ZM18 182V183H17ZM23 182V183H21ZM4 183V184H3ZM17 183V184H16ZM21 184V185H20ZM27 184V185H25ZM29 185V186H28ZM4 186V187H3ZM8 186V187H7ZM14 186V187H13ZM38 186V187H37ZM17 187V189H16ZM22 190H21V188ZM28 187V188H27ZM43 187V188H42ZM47 187V188H46ZM5 191H4V189ZM27 188V189H26ZM35 188V189H34ZM39 188L41 190H39ZM10 189V190H8ZM33 189V190H31ZM19 190V191H18ZM37 190V191H36ZM29 191V192H28ZM34 191V192H33ZM14 192V194H13ZM23 192L27 193L24 194ZM36 192V193H35ZM38 192V194H37ZM41 192V193H40ZM6 193V195H5ZM12 193V194H11ZM46 193V194H45ZM20 194V195H18ZM41 194V195H40ZM45 194V195H44ZM16 196V197H15ZM32 197V199H30V197ZM36 196V197H35ZM25 197L27 199H25ZM14 198V199H13ZM37 198V199H36ZM3 202H2V200ZM5 199V202H4ZM30 199V200H29ZM36 199V200H35ZM44 200V201H43ZM23 201V202H22ZM26 201V202H25ZM44 205V209L41 206V203ZM12 202V203H11ZM28 202V204H27ZM33 202V203H32ZM2 203V204H1ZM22 203V204H21ZM5 204V205H4ZM5 207H4V206ZM7 205V206H6ZM2 206V207H1ZM10 206V207H9ZM20 206V207H19ZM26 208H25V207ZM45 206L48 207V209H45ZM51 206V207H50ZM42 207V208H41ZM46 207V208H47ZM81 209L85 208V205L82 204V206H80ZM201 207V208H200ZM258 207H259V212L260 215L263 216V221H264V199H262L259 203H258ZM7 208V209H6ZM30 208V209H28ZM33 208H35V210H33ZM79 208V207H78ZM5 209V210H4ZM11 209V210H10ZM18 209V210H17ZM209 207L208 206H198L193 210H188V209H184V213L182 214V216L185 214L189 220L193 223L196 224V227L194 226H186L185 222L182 220L181 217L177 218V223H178V231L180 235L183 236H187V231L190 230L191 234L194 237H198V238H204V232H206L209 236H211L212 239H215V233L210 229L207 228L206 224L201 222L198 218L199 214H206L208 212ZM30 212H29V211ZM37 210V211H36ZM56 210V211H55ZM3 211V212H2ZM8 211V212H7ZM11 211V212H10ZM21 213H20V212ZM24 211V212H22ZM39 211V212H38ZM53 211V212H52ZM10 212V213H9ZM18 212V213H17ZM41 212V213H40ZM47 215H46V213ZM4 213V214H3ZM15 213V214H14ZM33 214L36 217H38L39 219H46V223L42 226V227H38L35 224H31V222H29L28 217L29 214ZM50 214V215H49ZM7 216V217H6ZM18 216V217H17ZM210 217H212L211 214H209ZM12 217H15L14 219ZM65 217V218H64ZM151 216L149 214H143L140 217L141 221H145L146 225H148V220ZM158 215L155 216V226L156 229L158 231H163V226L160 223V221L158 220ZM9 220H8V219ZM22 218V219H21ZM13 219V220H12ZM48 219V220H47ZM15 220V221H14ZM2 221V222H1ZM5 221V222H4ZM10 221V222H9ZM23 222V223H19V222ZM55 221V224H54ZM18 222V223H17ZM26 222V223H25ZM48 222V225H47ZM75 223V221L70 220L69 223ZM180 222V223H179ZM2 223V225H1ZM4 223V224H3ZM6 223V224H5ZM10 223V224H9ZM50 223V224H49ZM53 223V224H52ZM29 224V225H28ZM58 224V225H57ZM185 224V225H184ZM7 225V226H6ZM50 225V226H49ZM70 225V224H69ZM13 226H17L19 227V233H18V238H17V250L16 247H14V245L12 243L9 242V238H8V230H10ZM22 226V227H21ZM26 226V227H25ZM47 226L49 227V229H47ZM57 226V227H56ZM8 230H7V228ZM34 227H36V229L34 230ZM45 227V228H44ZM51 227V229H50ZM23 228V229H22ZM41 230H40V229ZM60 228V229H59ZM197 228V230L195 229ZM22 229V230H21ZM27 229V230H26ZM188 229V230H187ZM31 230V231H30ZM37 230V232H36ZM43 230V231H42ZM52 230V231H50ZM202 230V231H201ZM204 230V231H203ZM211 230V231H210ZM245 235L249 236L252 235V233L256 230L255 226L250 223L249 227H246L245 229ZM249 230V231H248ZM42 231V232H41ZM145 231V232H144ZM31 232V233H30ZM47 232V233H46ZM193 232V233H192ZM202 232V233H201ZM249 232V233H248ZM252 232V233H251ZM30 233V234H29ZM35 233V234H34ZM46 233V234H45ZM147 231L144 228L142 231V234L146 235ZM35 235V236H34ZM38 235V236H37ZM42 235V236H41ZM44 235H46L44 237ZM7 236V237H6ZM29 236V237H27ZM40 237V238H39ZM47 237V238H46ZM53 237V238H52ZM3 238V239H2ZM23 238V239H22ZM39 238V240H38ZM5 239V240H4ZM7 239V240H6ZM4 240V241H3ZM23 240V241H22ZM107 240V241H105ZM3 241V242H2ZM5 241H7L8 243H6ZM27 241V242H25ZM36 241V242H35ZM80 241V243H79ZM240 239L239 237H235L233 240H231L227 246L224 248L226 250V258L225 260L222 262V264H246L245 261H243L241 259L240 256V252L239 250L241 248H243V251L248 255V257H255L257 258V256L261 255L264 256V246L263 247H259L257 245H255V247L253 249H247L244 248V245L241 244L238 246V244ZM38 242V243H37ZM82 242V243H81ZM104 242V243H103ZM115 241H110V239L105 238L102 241H92V246L90 245L89 247L91 249H98L101 247H110L112 250H119V251H126L125 247L123 244H116ZM22 243V244H21ZM26 243V245H25ZM51 243V244H50ZM100 243V244H99ZM113 243V244H111ZM171 241H167V248H171L173 246H175V244H171ZM40 244V245H39ZM99 244V246H98ZM111 244V245H110ZM9 247H8V246ZM25 245V246H24ZM37 248H35L34 246ZM66 245V246H65ZM81 245V246H79ZM83 245V247H82ZM123 245V246H122ZM6 246V249H5ZM21 246V248H20ZM43 246V247H42ZM45 246V247H44ZM71 246V247H70ZM113 246V248H112ZM177 246V245H176ZM23 247V248H22ZM25 247V248H24ZM40 247V248H39ZM48 247V248H47ZM66 247V248H65ZM15 248V249H14ZM34 248V249H33ZM39 248V249H38ZM47 248V249H46ZM26 249V250H24ZM59 249V250H58ZM62 249V250H61ZM133 246L130 247V249L128 250L129 253H131V255H134V251H133ZM181 250V252L179 250ZM4 250V251H3ZM7 250V251H6ZM9 250V251H8ZM64 250V251H63ZM69 250V251H67ZM242 250V249H241ZM6 251V252H5ZM12 251V252H11ZM20 251V252H19ZM34 251V252H33ZM45 254H43L42 252ZM66 251V252H65ZM177 251L180 253V255L186 259H189L187 255L188 253L181 248H177ZM17 252V253H16ZM25 252V253H24ZM28 252V253H27ZM32 254L31 257L29 256L30 253ZM40 252V253H37ZM188 252L192 253L191 249H188ZM10 253V254H9ZM16 253V255H15ZM21 253V254H20ZM27 253V255H26ZM50 253V254H49ZM59 253V254H58ZM186 253V254H185ZM22 254H24L25 256H23ZM36 254V255H35ZM39 254H43V255H39ZM78 254V255H77ZM259 254V255H258ZM22 255V256H21ZM147 255V256H146ZM16 256V257H15ZM29 256V257H27ZM37 256V257H36ZM43 256V257H42ZM57 256V257H56ZM70 256V257H69ZM149 254L145 253L143 257H137V260L139 261V264H142V259L143 258H148ZM186 256V257H185ZM20 257V258H19ZM24 257V258H23ZM28 259H27V258ZM17 260H16V259ZM23 258V259H22ZM49 258V259H48ZM58 258V259H57ZM259 258V257H258ZM7 259V260H6ZM25 259V260H24ZM41 259V260H40ZM51 259V261H50ZM57 259V261H56ZM23 260V261H22ZM45 260V262H44ZM62 260V261H61ZM25 261V262H24ZM28 261V262H26ZM31 261V262H30ZM36 261V262H35ZM55 263H54V262ZM79 261L80 264H84L83 260H76ZM5 262V263H4ZM24 262V263H23ZM38 262V263H37ZM49 262V263H48Z\"/></svg>",
    "mask_w": 264,
    "mask_h": 264
}]
</instances>
